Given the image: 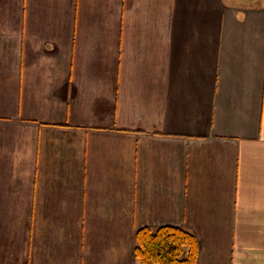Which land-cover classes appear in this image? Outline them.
Here are the masks:
<instances>
[{
  "label": "crops",
  "instance_id": "1",
  "mask_svg": "<svg viewBox=\"0 0 264 264\" xmlns=\"http://www.w3.org/2000/svg\"><path fill=\"white\" fill-rule=\"evenodd\" d=\"M264 264V0H0V264Z\"/></svg>",
  "mask_w": 264,
  "mask_h": 264
},
{
  "label": "trees",
  "instance_id": "2",
  "mask_svg": "<svg viewBox=\"0 0 264 264\" xmlns=\"http://www.w3.org/2000/svg\"><path fill=\"white\" fill-rule=\"evenodd\" d=\"M138 264H196L198 245L192 233L179 227H143L134 233Z\"/></svg>",
  "mask_w": 264,
  "mask_h": 264
}]
</instances>
